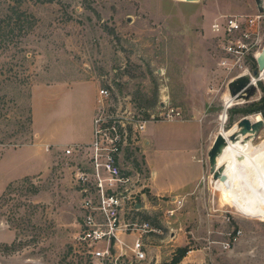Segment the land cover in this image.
Masks as SVG:
<instances>
[{
	"label": "rangeland",
	"instance_id": "obj_1",
	"mask_svg": "<svg viewBox=\"0 0 264 264\" xmlns=\"http://www.w3.org/2000/svg\"><path fill=\"white\" fill-rule=\"evenodd\" d=\"M221 15H263L245 57L259 77L253 59L264 50V13L255 0H0V176L28 159L43 169L47 155L27 145L35 132L52 152L90 141L99 87L112 91L116 106L130 101L147 119L163 118V102L184 117L201 111L214 132L245 116L264 118L242 112L264 100V79L250 100L224 102L243 71L221 64L233 62L221 47L227 39L212 30ZM254 140L259 157L218 163L227 165L229 181L209 175L182 206L148 193L135 215L152 229L144 236L147 259L122 264H171L180 248L188 251L177 264H264V129ZM141 149L125 150L122 163L145 178ZM75 163L55 152L49 171L9 185L0 199V264L92 263L76 239L82 212Z\"/></svg>",
	"mask_w": 264,
	"mask_h": 264
},
{
	"label": "built area",
	"instance_id": "obj_2",
	"mask_svg": "<svg viewBox=\"0 0 264 264\" xmlns=\"http://www.w3.org/2000/svg\"><path fill=\"white\" fill-rule=\"evenodd\" d=\"M262 16L245 20V16L221 15L212 24V30L227 39L221 47L233 57V62L223 61L222 66L229 72L243 71L234 78L251 74L245 57L253 47L249 39L259 34ZM97 104L92 141L70 144L64 149L65 156L76 162L72 182L82 212L76 239L84 246V253L91 257V264H122L126 259L143 262L147 259L144 236L152 229L148 222H138L135 215L139 202L149 199L147 185L145 178L124 171L122 155L128 148L140 144L147 123L155 120V116L141 117L130 101L116 106L112 91L107 87L99 89ZM160 108L163 120L183 118L178 108L166 102L161 103ZM47 148L49 150L50 146ZM173 202L178 206L183 204V200L176 197Z\"/></svg>",
	"mask_w": 264,
	"mask_h": 264
},
{
	"label": "crops",
	"instance_id": "obj_3",
	"mask_svg": "<svg viewBox=\"0 0 264 264\" xmlns=\"http://www.w3.org/2000/svg\"><path fill=\"white\" fill-rule=\"evenodd\" d=\"M200 113L193 111L189 117L183 116L182 119L150 120L147 123L140 145L145 159L146 191L152 197H171L172 200L176 197L184 202L211 175L208 153L219 131L214 132ZM92 138L84 143H90ZM27 145L39 147L47 155L43 169L36 170L35 161L30 159L18 162L13 174L0 176V199L13 182L49 171L53 153L64 152L68 146L52 152L49 143L39 141L38 132H35V142ZM48 146L51 147L49 150ZM11 147L14 146L6 148ZM18 165L23 166L20 171L17 170Z\"/></svg>",
	"mask_w": 264,
	"mask_h": 264
},
{
	"label": "water",
	"instance_id": "obj_4",
	"mask_svg": "<svg viewBox=\"0 0 264 264\" xmlns=\"http://www.w3.org/2000/svg\"><path fill=\"white\" fill-rule=\"evenodd\" d=\"M197 1V0H188ZM260 13H264V0H255ZM257 69L254 74L258 75L264 70V50L256 58ZM252 75L245 73L230 81L228 88L230 95L236 99V103L240 104L244 100H250L257 93V86L253 84ZM228 111V110H227ZM238 131L233 132L228 139L221 131H219L213 146L211 147L208 156L210 164V173L214 180H221L228 182L229 177L226 173V164L219 165L218 158L223 153L229 141L238 142L242 141L246 143L251 139H255L259 136V133L264 129V118L253 121L250 116L243 117L237 124ZM239 160L243 159V155H240ZM141 207V204L138 205Z\"/></svg>",
	"mask_w": 264,
	"mask_h": 264
},
{
	"label": "bare ground",
	"instance_id": "obj_5",
	"mask_svg": "<svg viewBox=\"0 0 264 264\" xmlns=\"http://www.w3.org/2000/svg\"><path fill=\"white\" fill-rule=\"evenodd\" d=\"M188 1V0H186ZM261 53L256 54L258 57ZM264 79V70L261 71L259 77H252L253 84H256L259 80ZM224 102L226 103L227 107H231L235 105L236 99L233 98L230 94L225 95ZM252 117V116H251ZM253 121H257L258 119H261V115H255L251 118ZM238 131L237 124H235L230 130L222 129L221 132L229 139L230 135ZM259 143L257 144L253 139L247 141L246 143L242 141L238 142H232L229 141V144L223 151V153L218 158V163H222L226 159H234L237 160L240 163H246L250 161L251 159L255 160L257 157L261 155V150L259 149ZM243 155V159L239 160V156Z\"/></svg>",
	"mask_w": 264,
	"mask_h": 264
},
{
	"label": "trees",
	"instance_id": "obj_6",
	"mask_svg": "<svg viewBox=\"0 0 264 264\" xmlns=\"http://www.w3.org/2000/svg\"><path fill=\"white\" fill-rule=\"evenodd\" d=\"M253 61H254V63L256 64L257 62H256V59H253ZM258 111H260V112H262V114H263V116H264V100L263 101H261L258 105H257V107L255 108V109H252V110H243L242 112H258ZM9 188V187H8ZM187 249L186 248H180L178 251H177V254L174 256V258H173V260H172V262H171V264H177V263H179L181 260H182V258H184L185 256H186V254H187Z\"/></svg>",
	"mask_w": 264,
	"mask_h": 264
},
{
	"label": "flooded vegetation",
	"instance_id": "obj_7",
	"mask_svg": "<svg viewBox=\"0 0 264 264\" xmlns=\"http://www.w3.org/2000/svg\"><path fill=\"white\" fill-rule=\"evenodd\" d=\"M254 71H255V69H254Z\"/></svg>",
	"mask_w": 264,
	"mask_h": 264
}]
</instances>
